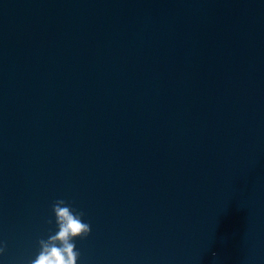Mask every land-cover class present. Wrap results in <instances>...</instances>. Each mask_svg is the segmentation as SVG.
Returning a JSON list of instances; mask_svg holds the SVG:
<instances>
[{
    "label": "water",
    "instance_id": "1",
    "mask_svg": "<svg viewBox=\"0 0 264 264\" xmlns=\"http://www.w3.org/2000/svg\"><path fill=\"white\" fill-rule=\"evenodd\" d=\"M57 199L77 264H264V0H0V264Z\"/></svg>",
    "mask_w": 264,
    "mask_h": 264
},
{
    "label": "clouds",
    "instance_id": "2",
    "mask_svg": "<svg viewBox=\"0 0 264 264\" xmlns=\"http://www.w3.org/2000/svg\"><path fill=\"white\" fill-rule=\"evenodd\" d=\"M52 212L57 230L50 231L47 239L38 240V254L28 264H77L80 252L75 240H83L89 235L90 224L82 221L83 211L76 210L63 199L53 202ZM4 251L5 245L0 242V254Z\"/></svg>",
    "mask_w": 264,
    "mask_h": 264
}]
</instances>
